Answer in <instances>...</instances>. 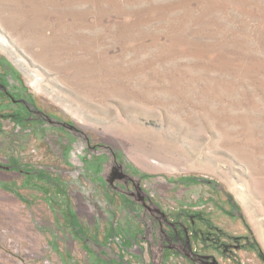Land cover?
<instances>
[{
	"label": "rangeland",
	"instance_id": "1",
	"mask_svg": "<svg viewBox=\"0 0 264 264\" xmlns=\"http://www.w3.org/2000/svg\"><path fill=\"white\" fill-rule=\"evenodd\" d=\"M0 264H264V0H0Z\"/></svg>",
	"mask_w": 264,
	"mask_h": 264
}]
</instances>
